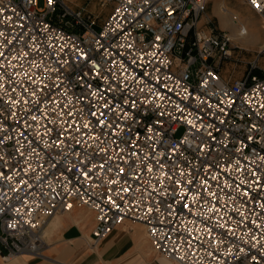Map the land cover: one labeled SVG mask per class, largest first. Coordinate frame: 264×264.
<instances>
[{
    "label": "built area",
    "instance_id": "obj_1",
    "mask_svg": "<svg viewBox=\"0 0 264 264\" xmlns=\"http://www.w3.org/2000/svg\"><path fill=\"white\" fill-rule=\"evenodd\" d=\"M110 1L98 26L0 0L1 259L41 256L49 220L86 208L92 248L129 222L168 262L264 264V71L221 77L233 39L208 0Z\"/></svg>",
    "mask_w": 264,
    "mask_h": 264
},
{
    "label": "crops",
    "instance_id": "obj_2",
    "mask_svg": "<svg viewBox=\"0 0 264 264\" xmlns=\"http://www.w3.org/2000/svg\"><path fill=\"white\" fill-rule=\"evenodd\" d=\"M93 226L94 214L86 208L55 215L44 228L41 256L22 254L7 263L0 256V264H166L152 254L143 226L121 225L92 248Z\"/></svg>",
    "mask_w": 264,
    "mask_h": 264
},
{
    "label": "rangeland",
    "instance_id": "obj_3",
    "mask_svg": "<svg viewBox=\"0 0 264 264\" xmlns=\"http://www.w3.org/2000/svg\"><path fill=\"white\" fill-rule=\"evenodd\" d=\"M221 0H208L207 4V15L211 19L213 26L218 31L227 32L228 30L223 29L218 21V18L213 14V6L215 2ZM229 10L240 12L243 16H250L253 18L255 24L261 29L264 26L262 18L257 15L253 10H251L243 0H222ZM65 2L72 9H83L86 13L91 14L96 19V24L99 26L105 18L109 15L112 10L113 4L110 0H65ZM41 1L39 2V7H41ZM242 7V8H241ZM204 30L208 31L206 28ZM233 39V38H232ZM232 47L230 51V57L223 60L219 65V73L221 77L227 80H235L242 78L249 71L251 64L257 60L258 66L262 70L256 71L258 74L263 75L264 71V55L258 56L260 47L264 44V30H260V41L255 47L243 46L239 42L233 39ZM130 226H137V224H132L129 222L124 223ZM139 226V225H138ZM143 232L144 228L141 227ZM44 234V233H43ZM152 254L160 261L166 264H175L173 262H168L163 260L158 254H156L151 249Z\"/></svg>",
    "mask_w": 264,
    "mask_h": 264
},
{
    "label": "bare ground",
    "instance_id": "obj_4",
    "mask_svg": "<svg viewBox=\"0 0 264 264\" xmlns=\"http://www.w3.org/2000/svg\"><path fill=\"white\" fill-rule=\"evenodd\" d=\"M213 14L218 18L220 26L228 30L230 36L235 41L243 46L255 47L258 45L260 41V30H264V26L260 29L252 17H245L239 11L229 10L222 0L214 3Z\"/></svg>",
    "mask_w": 264,
    "mask_h": 264
},
{
    "label": "snow or ice",
    "instance_id": "obj_5",
    "mask_svg": "<svg viewBox=\"0 0 264 264\" xmlns=\"http://www.w3.org/2000/svg\"><path fill=\"white\" fill-rule=\"evenodd\" d=\"M50 2H51V0H50ZM253 3H255V0H253ZM258 7H259V5H257Z\"/></svg>",
    "mask_w": 264,
    "mask_h": 264
}]
</instances>
